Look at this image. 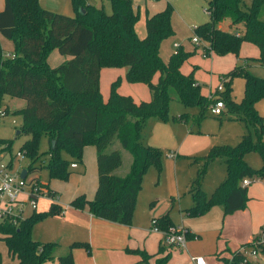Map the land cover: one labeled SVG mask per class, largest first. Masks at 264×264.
Returning a JSON list of instances; mask_svg holds the SVG:
<instances>
[{"label":"trees","instance_id":"16d2710c","mask_svg":"<svg viewBox=\"0 0 264 264\" xmlns=\"http://www.w3.org/2000/svg\"><path fill=\"white\" fill-rule=\"evenodd\" d=\"M108 1L110 14L86 0H70L74 10V15L70 16L43 8L39 0H5L0 11V34L13 42L14 49L6 56L0 44V108L4 95L25 100L24 107L12 113L21 115L15 137L28 136L19 148L29 159L28 173L39 168L34 163L41 157L38 142L42 135L49 142L45 152L48 158L43 164L49 178L67 179L70 164L81 162L83 147L93 145L97 165L94 196L87 200L80 194L69 205L80 209L88 206L93 216L129 224L144 174L150 167L157 172L162 169L163 150L143 142L144 125L151 118L167 120L171 100L185 107H199V117L211 100L201 93L191 74L180 70L193 52L179 47L167 62L160 56L161 42L173 34V8L169 3L146 16L145 36L138 37L134 29L138 13L132 0ZM263 8L264 0H250L248 4L243 0H209L205 8L209 18L196 25L194 31L206 44L208 54L237 55L242 43L249 42L258 48L255 60L264 65ZM224 19L230 21L228 29L219 26ZM53 49L70 58L50 66L47 58ZM121 66L127 67L126 81L148 86L149 100L136 102L131 96L119 93L118 80L111 82L107 99H102L100 70ZM155 74L157 80L153 82ZM235 75L244 79L240 101H235L230 94ZM219 83H223L224 88L216 92L215 97L224 102L225 108L218 117L228 115L227 118L244 121L255 127L257 138L248 130L237 143L212 145L203 156L196 158L203 162V167L196 171L187 190L192 205L185 212L190 217L200 216L214 205H220L224 215L244 209L248 196L242 179H264V117L255 108L256 102L264 97V78L251 73L246 65L237 64L221 76ZM175 119L186 120V113H180ZM0 143H6V149L12 150L13 139L0 138ZM62 151L68 157H64ZM124 151L130 156L127 167L121 171ZM250 151L261 155L263 163L259 168H253L245 160ZM217 159L225 164V177L207 194L201 188V179L208 165ZM49 193L55 192L49 189ZM62 209L61 204L50 203L47 210L32 212L17 224L0 221L1 239L18 264L54 260L57 242L34 240L31 230L35 223L59 214ZM151 225L163 232L174 226L168 213L152 218ZM258 238L241 246L253 247ZM77 245L88 246L86 242H73L70 247ZM257 247L264 252V246L258 244ZM131 252L137 253L143 262L150 257L145 251ZM168 257L157 258L155 264H165ZM56 260L57 264H74L71 252ZM222 260L224 264H253L242 262L239 248ZM0 264H3L1 257Z\"/></svg>","mask_w":264,"mask_h":264},{"label":"crops","instance_id":"0c3cea01","mask_svg":"<svg viewBox=\"0 0 264 264\" xmlns=\"http://www.w3.org/2000/svg\"><path fill=\"white\" fill-rule=\"evenodd\" d=\"M86 2L105 9V4L109 1L86 0ZM4 3L5 0H0V11L4 8ZM39 3L43 8L70 16L74 15L70 0H39ZM148 6L153 7L152 11L149 10ZM163 8L164 6L161 5L160 2L148 0L146 3V10H148L147 16ZM0 44L4 55L7 56L9 53L12 54L14 45L10 39L0 34ZM256 51L255 55L243 56V61L241 62L239 59H242V55L239 53L235 55L239 63L243 62L242 64L246 65L248 69H251L252 64L248 65L246 58L251 57L255 60L258 56V48ZM212 54L216 55L214 53ZM69 58L70 56L68 55L63 61ZM51 60L54 63H51ZM47 61L50 66H56L63 62L62 54L60 55L56 49H53L48 55ZM254 63H257L255 65H261L256 60ZM106 69V67H103L100 70V91L101 79L107 76L109 81H111L115 76L111 70ZM181 72L184 73L182 70ZM221 76L222 74L220 75V79ZM156 80L157 75L155 80L153 77L152 81L155 82ZM106 99L103 96V100L105 101ZM149 99L150 96L147 100ZM233 99L238 101L235 97H233ZM8 101L11 105L7 103L2 107H6L10 112L20 110L25 105V100L21 98H9ZM144 101H146V99H144ZM227 116L228 115H224L225 118ZM224 117L222 119H224ZM149 121H153V123L150 126L151 129H149L144 136L142 135L144 143L148 145L152 144V146H161L162 142L175 138L169 131V128L162 124V122L155 119H150ZM240 132L243 131L241 130ZM243 134L239 135L238 140ZM188 137L189 135L186 136L185 134L182 143L186 141ZM209 147L210 144L205 145L200 150H208ZM70 168L72 172H77L76 175H80L81 178H74L77 179V181L82 180V177L86 178L89 173V182H83L81 185L72 189L71 195L67 199L68 204L74 197L80 194H83L87 200H91L97 187L95 147L93 145H85L82 150L81 162H77L76 167ZM224 174V170L220 169L216 171L211 175L212 177L208 179V182L201 183V188L204 189L207 194H210L222 179H224ZM183 178H185V176H183ZM70 181L71 180H68V182ZM191 181L176 182V188L174 189L175 191H173L175 193L170 203L169 196L159 197L155 194L154 187L151 186L150 183L145 184V182H142L134 213L129 224L113 222L93 216L89 212L88 206L82 209L70 205L65 208L63 207L62 215L59 216V214H57L48 218L52 219L49 221L53 222H51L52 225L47 226V233L43 237L45 239L43 241H55L58 244L57 248L62 246L60 244V242H62L66 250L64 254L71 252L74 264H155V260L163 255L169 256L165 264H194L191 260L192 256H203L208 264H224L222 258L229 257L230 252L238 249L244 243L251 242L262 232V228L264 227V181L257 179L258 184L247 185L248 200L244 209L224 215L222 208L214 205L200 216L188 217L185 210L192 205L191 195L187 192ZM44 184L55 192L59 203L61 194L55 187H51L49 182H44ZM38 203H42V208H40L39 211L47 210L50 206V201L43 200V198L40 201L38 200ZM166 213H168L170 221L174 226L182 225L188 230V235H186L183 246H169L165 242L164 232L152 229V218H159ZM177 218L178 221H176ZM73 242H86L88 246L77 245L70 247ZM131 250L145 251L150 257L147 262H143L140 260V256L137 253L131 252ZM6 252L8 257L17 262L16 257L7 251V247ZM55 253L54 259H57L60 255L55 256ZM43 264H46V262Z\"/></svg>","mask_w":264,"mask_h":264},{"label":"rangeland","instance_id":"374dc122","mask_svg":"<svg viewBox=\"0 0 264 264\" xmlns=\"http://www.w3.org/2000/svg\"><path fill=\"white\" fill-rule=\"evenodd\" d=\"M147 1L148 0H132L134 8L138 13V19L134 25V29L138 37H144L146 33L145 18L148 15V10H146ZM155 1L160 2L164 7L167 5V3H169L173 8L171 15V26L173 29V34L161 42V58L164 62H167L169 56L175 51V49L179 47H182L186 51L193 52L182 63L181 70L185 74H191L194 81L199 84L200 91L206 97H209L210 93H213L216 90L221 74H226L235 65L242 64L243 62L239 63V61H243V56L255 55V53L257 52L256 45L249 42H243L239 50V54L242 55V59H239V61L235 54L217 56L210 53L206 56H203V46L201 44H195L192 41V37L196 35L194 26L205 23L209 18L207 12L205 11L209 0H154V2ZM243 1L248 4L250 0ZM148 7L149 10L152 11L153 7ZM104 10L108 14L111 13V5L109 2L105 4ZM262 17L264 19V8L262 10ZM229 22V19H224L220 23L221 28L228 29ZM175 44H177L178 47H175ZM10 54L11 53H9L7 56H9ZM67 57L68 55H62V61ZM246 59L248 65L252 64L251 69H249L251 73L264 78V66L255 65L257 63H254L255 60L251 57H247ZM51 63L54 62H52L51 60ZM106 68V70H111V72H113L115 76L111 81H109V78H107V76L101 79V91L105 99L108 96L110 84L114 80H118L117 90L120 93L131 96L135 101H141L144 99L147 100L149 98V89L145 83H130L126 81L124 74L127 67L121 66ZM156 75L157 74L154 75V80L156 78ZM230 94L232 97H235L236 100H241L244 94V79L242 76L235 75L232 78ZM9 98L17 97L4 95L2 98V106L7 103L11 105V103L8 101ZM255 108L260 113V115L264 117V97L260 98L256 102ZM180 113H186V120L176 121L175 117ZM200 114L201 109L197 106L185 107L182 103L176 100H171L169 103L167 120L161 121L156 118H151L158 120L159 122H162V124L166 125L173 136H175V138H171L168 141L162 142L161 146L154 145L155 147L163 150L162 169L160 172H157L154 167H150L144 174L142 182H145V184L150 183V185L154 187L153 189L155 190V194L159 197L169 196V203L171 202V198H173L172 196L175 193L173 191H175L174 189L176 188V182L191 181L195 177L196 171L203 167V162L196 158L203 156L207 152V149L200 150L205 145L210 144L211 146L224 143L235 144L238 141L239 135L247 132L248 130L251 131L252 137L254 139L257 138V131L255 127L248 126L242 120H234L227 117H224V119H220L216 115H211L209 108H206L204 110L201 117H199ZM11 118L15 119V124L11 123ZM11 118L5 117L2 119L0 123V138L13 139L12 149L13 152H16V150L20 148L23 142L28 139V136L19 134L17 137H15V132L18 130V127L21 123V115L19 113H15L11 116ZM148 121L141 130L143 136L149 129H151L150 126L153 121ZM241 130L243 132H240ZM185 134L186 136L189 135V137L182 143ZM117 146L119 147L118 143ZM48 148V139L45 135H42L39 138L38 142V151L41 154V157L34 163V166H37L39 168L35 172L29 173L27 177L37 176L42 183L49 182L51 187H55V189L61 194V196L59 197V203L61 204L62 208H65L69 205L67 199L70 197L72 189L76 188V186L78 185H81L83 182H89V173L87 174L86 178L82 177V180L80 181L74 179L81 177L79 174L76 175L77 172H72V170L67 179L49 178L48 172L43 165L48 158V155L45 153ZM124 153L125 157L123 167L120 169L121 171L124 167H127L128 158L130 156L127 151H124ZM62 155L64 157H68V155L64 151H62ZM245 160L253 168H259L263 163L261 155L256 151H250L246 153ZM27 163H29V159L24 155L16 162V167L20 169L26 168V166L28 165ZM220 169L224 170V173H226L225 164L222 160L217 159L215 162H211L204 171L201 183L208 182V179L212 177L211 175ZM183 176H185V178H183ZM68 180L71 181L68 182ZM256 183L258 184L257 179H254L253 181L250 179V183L248 184V186ZM40 200H42V198H40L39 201ZM215 206H219L220 208H222L220 205ZM40 208H42V203H38V209ZM49 217L51 216L45 217L44 219L34 224L31 230V236L33 239H38L40 241L45 240L43 237L47 233V226L52 225L51 222H53L49 221L52 220L48 219ZM176 221H178V218ZM175 226L183 227L185 230H187L185 226ZM60 244L62 246H59L57 248L56 253L54 252L55 256H61L66 251L62 242H60ZM0 256L1 262L3 263L18 264L15 260L8 257L5 243L1 239V234ZM46 264H56V259L47 261Z\"/></svg>","mask_w":264,"mask_h":264},{"label":"built area","instance_id":"2783aa9c","mask_svg":"<svg viewBox=\"0 0 264 264\" xmlns=\"http://www.w3.org/2000/svg\"><path fill=\"white\" fill-rule=\"evenodd\" d=\"M192 41L203 46V56L208 54L205 51L206 44L197 34L192 37ZM175 47H178V45L175 44ZM223 88V83H219L216 90L210 93L208 97L211 100L208 106L211 115L220 116L224 111V102L215 97V93L222 91ZM12 115L13 113L6 107H1L0 123L3 118H11ZM11 123L15 124V119L11 118ZM6 147V143H0V221L9 220L13 224H17L28 214L39 211L38 200L40 198L47 199L50 203H58V197L55 193H49V188L37 176L27 177L29 174L27 167L25 177H21L20 172L22 169L16 167V162L24 156V152L21 149L16 150V152H13V149L9 151ZM76 165L77 162H72L70 167H76ZM249 183V178H243L241 181L242 185H248ZM62 214L63 209L59 215ZM152 229L158 230L155 225H152ZM186 235L187 230L179 226H172L168 231L164 232L165 242L169 246H183ZM258 237L253 247H239L242 262L264 264V252L257 247L258 244L264 246V230ZM191 260L194 264H208L203 256H192Z\"/></svg>","mask_w":264,"mask_h":264},{"label":"water","instance_id":"95a60500","mask_svg":"<svg viewBox=\"0 0 264 264\" xmlns=\"http://www.w3.org/2000/svg\"><path fill=\"white\" fill-rule=\"evenodd\" d=\"M16 133H18V130L16 131ZM26 172H27L26 169H22L20 172L21 177H25Z\"/></svg>","mask_w":264,"mask_h":264}]
</instances>
